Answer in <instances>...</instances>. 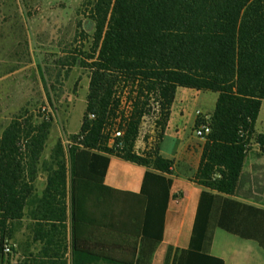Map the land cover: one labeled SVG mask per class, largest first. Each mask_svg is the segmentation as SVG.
Listing matches in <instances>:
<instances>
[{
	"label": "trees",
	"instance_id": "1",
	"mask_svg": "<svg viewBox=\"0 0 264 264\" xmlns=\"http://www.w3.org/2000/svg\"><path fill=\"white\" fill-rule=\"evenodd\" d=\"M87 6L94 25L91 52L86 54L91 60L87 63L91 77L83 119L70 146L77 220L94 223L89 208L96 188L105 180L109 156L145 166L142 193L147 208L137 264L148 263L163 239L173 161L157 151L150 157L133 152L139 125L136 114L124 131L122 153L115 154L107 146L103 129L112 108L113 86L119 80L138 83L166 102L178 87L215 92L209 132L195 174L205 190L199 196L190 243L177 249L172 259L166 256L163 264H224L209 254L214 228L243 238L256 237L250 230L259 227L255 224L258 212H264L230 198L253 141L264 146V134L256 133L264 101V0H87ZM90 114L95 115L92 120ZM49 125L43 121L31 128L27 120H14L0 137V264H10L4 242L11 226L22 220L30 192L23 174L21 139L30 138L34 161ZM64 187V167L58 164L43 192L47 209L35 217L36 240L50 247L53 238L60 242L58 229L65 240L66 214L59 202L54 204L64 197ZM47 248L49 264H65L61 255L53 260ZM98 259L72 252V264H92Z\"/></svg>",
	"mask_w": 264,
	"mask_h": 264
},
{
	"label": "rangeland",
	"instance_id": "2",
	"mask_svg": "<svg viewBox=\"0 0 264 264\" xmlns=\"http://www.w3.org/2000/svg\"><path fill=\"white\" fill-rule=\"evenodd\" d=\"M93 32L87 0H0V137L14 120H27L31 128L43 121L50 123L34 161L28 146L30 138L21 139L23 174L30 192L22 220L11 226L4 242L10 248V264H49L45 247L50 248L46 250L53 260L61 255L65 264H72V252L76 250L73 236L75 239L85 228L74 219L75 183L67 141L78 133L86 107L91 77L87 65L91 60L86 54L91 52ZM75 53L80 55L70 56ZM19 68L20 72H14ZM216 99L215 92L178 87L172 100L166 102L145 86L119 80L112 89V108L103 134L108 136L114 128L124 132L132 116L139 115L134 153L150 157L161 151L163 157L172 158L177 145L184 144L193 164L205 142L196 135L197 120L199 115L210 119ZM256 130L264 131V101ZM58 164L64 167L65 193L54 204L59 202V208L65 211L66 230L65 240L61 229L57 230L60 242L53 238L50 247L36 240L35 217L47 209L43 192ZM45 228L48 231V226ZM92 264L117 263L99 257Z\"/></svg>",
	"mask_w": 264,
	"mask_h": 264
},
{
	"label": "crops",
	"instance_id": "3",
	"mask_svg": "<svg viewBox=\"0 0 264 264\" xmlns=\"http://www.w3.org/2000/svg\"><path fill=\"white\" fill-rule=\"evenodd\" d=\"M21 70L15 69L14 72ZM256 131L264 134V131ZM203 144L197 150L193 164L190 151L184 144L177 145L172 158H167L173 161L170 175L173 183L165 213L163 239L146 264H158L159 260L163 264L166 256L172 259L177 249L189 246L199 196L205 190L195 179ZM256 151L253 148L247 154L241 177L230 198L264 211V155ZM160 155L163 157L161 151ZM146 170L145 166L122 157L109 156L105 180L96 188L89 208L94 212V223L79 221L74 213L75 221L85 227L78 231L75 239L73 236L77 251L112 263L137 264L147 208V197L142 193ZM73 212H76L75 204ZM258 218L255 224H260L259 227L250 230L256 237L243 238L215 227L209 254L221 258L224 264H264V212H258ZM248 222L251 223L252 219Z\"/></svg>",
	"mask_w": 264,
	"mask_h": 264
},
{
	"label": "built area",
	"instance_id": "4",
	"mask_svg": "<svg viewBox=\"0 0 264 264\" xmlns=\"http://www.w3.org/2000/svg\"><path fill=\"white\" fill-rule=\"evenodd\" d=\"M43 112H47L46 108H42ZM200 114V112H197ZM95 117L94 114L89 115V119L92 120ZM199 123L196 126V135L200 138H204L206 134L209 132V116L202 117L199 115ZM123 136L124 132L120 129H112L110 133L108 134L107 138V146L114 150V153H122V150L124 148V142H123ZM72 140L67 141V145L70 148L71 145H73ZM252 147H256L255 149L258 151L264 152V146H260L258 143H255ZM4 251L9 252L10 248L7 245H4Z\"/></svg>",
	"mask_w": 264,
	"mask_h": 264
}]
</instances>
